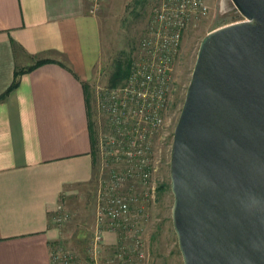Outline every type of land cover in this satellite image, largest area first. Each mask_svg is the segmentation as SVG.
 Listing matches in <instances>:
<instances>
[{
	"label": "crops",
	"instance_id": "0c3cea01",
	"mask_svg": "<svg viewBox=\"0 0 264 264\" xmlns=\"http://www.w3.org/2000/svg\"><path fill=\"white\" fill-rule=\"evenodd\" d=\"M88 6L0 0V94L14 68L51 59L20 73L0 98V264H50L56 203L92 176L85 86L100 63L106 16Z\"/></svg>",
	"mask_w": 264,
	"mask_h": 264
},
{
	"label": "water",
	"instance_id": "95a60500",
	"mask_svg": "<svg viewBox=\"0 0 264 264\" xmlns=\"http://www.w3.org/2000/svg\"><path fill=\"white\" fill-rule=\"evenodd\" d=\"M201 38L172 132L183 264H264V0Z\"/></svg>",
	"mask_w": 264,
	"mask_h": 264
},
{
	"label": "rangeland",
	"instance_id": "374dc122",
	"mask_svg": "<svg viewBox=\"0 0 264 264\" xmlns=\"http://www.w3.org/2000/svg\"><path fill=\"white\" fill-rule=\"evenodd\" d=\"M106 1L101 0L99 6V10L103 9L106 16V34L101 59L94 77L85 86L90 130L96 140L92 149V176L78 192L62 203L68 212L67 219L54 223L58 234L55 242L75 251L80 257L85 256L92 241L96 207L109 173L113 170H124L129 165L124 155L126 144L127 147L129 144H125L117 137L110 127L109 119L98 108V94L103 88L110 86L109 82L117 62L122 63L130 56L153 2V0ZM207 2L209 8L207 15L193 20L187 26L174 56L164 124L155 132L152 139L150 153L152 167L149 178L145 182L137 178L127 179L121 187L122 194L131 206H142L140 222L142 241L137 249L140 255L132 253L135 264H183L170 215L173 201L169 184L172 132L202 36L212 28L244 18L231 0ZM115 239L117 241L112 231L104 232L103 243L99 246L102 255L116 251ZM55 245L51 244L50 248Z\"/></svg>",
	"mask_w": 264,
	"mask_h": 264
},
{
	"label": "built area",
	"instance_id": "2783aa9c",
	"mask_svg": "<svg viewBox=\"0 0 264 264\" xmlns=\"http://www.w3.org/2000/svg\"><path fill=\"white\" fill-rule=\"evenodd\" d=\"M100 3L101 0H89L88 11L97 12ZM208 9L207 0H153L151 3L142 32L131 50L127 74L119 83L103 88L97 98L98 108L109 119L112 130L129 144L124 151L129 165L108 175L96 207L92 241L85 256L80 257L54 242L56 245L49 250L50 264L136 263L132 253L139 254L137 249L142 241V206H131L121 187L127 179L145 182L149 178L152 139L164 124L174 56L187 26L206 16ZM67 217L68 212L57 202L53 222L60 223ZM106 230L115 233L117 249L112 254L102 255L99 246Z\"/></svg>",
	"mask_w": 264,
	"mask_h": 264
},
{
	"label": "trees",
	"instance_id": "16d2710c",
	"mask_svg": "<svg viewBox=\"0 0 264 264\" xmlns=\"http://www.w3.org/2000/svg\"><path fill=\"white\" fill-rule=\"evenodd\" d=\"M51 59L49 58H39L36 59L32 64L25 66V67H19V68H14L13 70V77L12 80L10 82V84L7 86V88L0 94V98H2L9 89H11L12 87H14L17 84V77L20 73L29 70L31 68H33L34 66L49 61ZM121 64H123V66L121 67ZM129 68V57H127L125 60H123V62L121 63L120 61L117 62L116 64V69L112 74V77L110 79L109 85H114L116 83H118L120 80H122L125 75L127 74Z\"/></svg>",
	"mask_w": 264,
	"mask_h": 264
}]
</instances>
